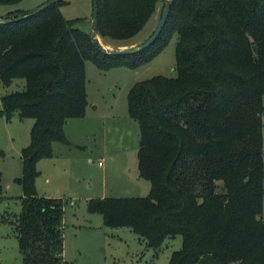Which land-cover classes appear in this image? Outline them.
<instances>
[{
    "label": "trees",
    "instance_id": "1",
    "mask_svg": "<svg viewBox=\"0 0 264 264\" xmlns=\"http://www.w3.org/2000/svg\"><path fill=\"white\" fill-rule=\"evenodd\" d=\"M50 1L0 15V86L25 80L24 89L1 97L2 110L35 120L22 152V211L10 220L24 264H68L66 201L39 195L35 181L39 159L52 156L53 142L67 140L68 120L85 112V61L104 70L137 67L174 33L177 75L137 82L128 98L140 125V174L151 191L91 200L88 208L151 247L181 234L170 264H264V0H171L158 38L129 54L105 49L66 18L65 0L39 10ZM160 1L98 0L99 35L130 45Z\"/></svg>",
    "mask_w": 264,
    "mask_h": 264
},
{
    "label": "rangeland",
    "instance_id": "2",
    "mask_svg": "<svg viewBox=\"0 0 264 264\" xmlns=\"http://www.w3.org/2000/svg\"><path fill=\"white\" fill-rule=\"evenodd\" d=\"M45 1L0 5V15L15 8L36 9ZM65 1L61 10L66 18L77 19L78 28L94 35L93 0ZM163 10L164 2L160 1L157 12L135 36L137 45L154 34ZM96 37L107 50L122 49L100 35ZM176 46L174 33L162 52L137 67L123 65L104 70L91 60L85 61V112L68 120L67 140L53 142L52 156L39 159L35 181L39 195L66 201L64 258L68 264H170L172 253L183 245V236L178 234L158 248L151 247L130 227L107 226L100 212L88 208L95 199L150 193V181L140 174V125L130 115L129 92L137 82L155 76L175 77ZM24 87V79H16L10 87L0 86V264H24L13 221L22 211V152L31 142L35 120L22 119L18 112L7 118L1 101L4 94Z\"/></svg>",
    "mask_w": 264,
    "mask_h": 264
},
{
    "label": "water",
    "instance_id": "3",
    "mask_svg": "<svg viewBox=\"0 0 264 264\" xmlns=\"http://www.w3.org/2000/svg\"><path fill=\"white\" fill-rule=\"evenodd\" d=\"M56 1H58V0H52V1L44 4L39 10L50 6L51 4L55 3ZM163 1L165 3V8H164L163 14L161 16L160 23H159L157 29L155 30L154 34L151 36V38L147 42H145L144 44L140 45L138 48H135V47L122 48V49L116 50V53H118V54H129V53L136 51V50L145 49V48L149 47L158 38V36L161 34L164 27L166 26L168 16L170 13V9H171V0H163ZM94 20H95L96 29H95V33L93 36L96 37L99 34L98 0H94Z\"/></svg>",
    "mask_w": 264,
    "mask_h": 264
},
{
    "label": "crops",
    "instance_id": "4",
    "mask_svg": "<svg viewBox=\"0 0 264 264\" xmlns=\"http://www.w3.org/2000/svg\"><path fill=\"white\" fill-rule=\"evenodd\" d=\"M99 35V34H98ZM108 43V42H107ZM110 44V43H109ZM136 46H138L137 45V43L136 42H133V43H131L130 45H124V46H119V47H122V48H126V47H136Z\"/></svg>",
    "mask_w": 264,
    "mask_h": 264
}]
</instances>
